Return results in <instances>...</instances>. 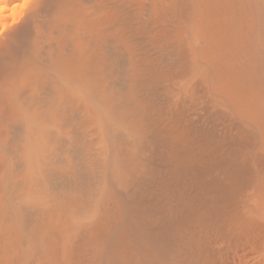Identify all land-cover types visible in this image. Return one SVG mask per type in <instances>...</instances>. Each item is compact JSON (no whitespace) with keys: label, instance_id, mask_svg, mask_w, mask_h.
Returning <instances> with one entry per match:
<instances>
[{"label":"bare ground","instance_id":"1","mask_svg":"<svg viewBox=\"0 0 264 264\" xmlns=\"http://www.w3.org/2000/svg\"><path fill=\"white\" fill-rule=\"evenodd\" d=\"M0 264H264V0H32L0 35Z\"/></svg>","mask_w":264,"mask_h":264},{"label":"snow or ice","instance_id":"2","mask_svg":"<svg viewBox=\"0 0 264 264\" xmlns=\"http://www.w3.org/2000/svg\"><path fill=\"white\" fill-rule=\"evenodd\" d=\"M32 3V0H22L20 5H13V9L19 8V12H20V16L18 19L22 18V14L27 10V8L29 7V5ZM17 13L15 11L10 12L9 13V18H13L16 17ZM4 17L2 15H0V35L4 34V31L7 28L13 27L18 23V19H11V23L5 27L3 21H4Z\"/></svg>","mask_w":264,"mask_h":264},{"label":"clouds","instance_id":"3","mask_svg":"<svg viewBox=\"0 0 264 264\" xmlns=\"http://www.w3.org/2000/svg\"><path fill=\"white\" fill-rule=\"evenodd\" d=\"M22 0H15V5H20ZM7 4V0H0V15H2L5 19L3 21L5 27H7L11 23V19H18L21 15L19 12V8L13 9V7H5ZM15 11L17 13L16 17L9 18V13ZM19 21V19H18Z\"/></svg>","mask_w":264,"mask_h":264}]
</instances>
